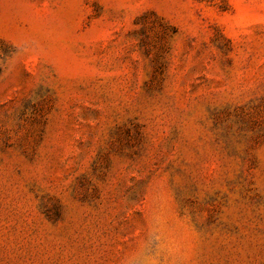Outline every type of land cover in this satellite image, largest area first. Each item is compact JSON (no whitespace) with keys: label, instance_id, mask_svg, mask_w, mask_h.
<instances>
[{"label":"rangeland","instance_id":"obj_1","mask_svg":"<svg viewBox=\"0 0 264 264\" xmlns=\"http://www.w3.org/2000/svg\"><path fill=\"white\" fill-rule=\"evenodd\" d=\"M0 264H264V0H0Z\"/></svg>","mask_w":264,"mask_h":264}]
</instances>
